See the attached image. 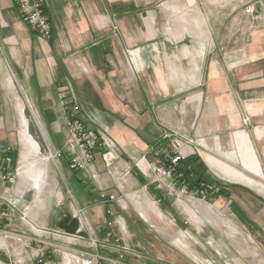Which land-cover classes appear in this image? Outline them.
<instances>
[{
  "label": "crops",
  "instance_id": "0c3cea01",
  "mask_svg": "<svg viewBox=\"0 0 264 264\" xmlns=\"http://www.w3.org/2000/svg\"><path fill=\"white\" fill-rule=\"evenodd\" d=\"M241 1L45 0L52 24L45 41L21 21L13 0H0V168L9 155L10 170L18 172L14 184L0 181V230L44 244L39 229H49L51 240L62 245L59 264H76L71 256L78 251L71 246L86 247L90 239L100 243L109 229L104 213L109 203L98 199L99 191L111 183L123 193L140 179L155 182V154L161 160L174 149L187 155L182 173L197 172L191 165L198 162L223 191L240 186L264 199L259 164L264 157L257 154H264V0ZM247 5L259 19L242 14ZM165 45L169 51L160 55ZM182 62L184 71L178 70ZM59 94L79 104L87 127L114 141L111 164L101 153L92 168L80 172L69 170L66 160L51 164L30 126L38 153L32 152L33 142L23 144L20 104L30 122L39 121L51 148L64 143ZM186 109L191 145L169 144L165 126L175 135L182 132ZM67 194L74 202L53 213ZM75 207L84 210L85 227ZM239 215L252 214L243 208ZM115 223L130 250L125 257L134 260L128 264H144L131 250L121 221ZM3 242L15 257L20 251L27 264H37L40 247L35 250L28 240L5 242L0 235Z\"/></svg>",
  "mask_w": 264,
  "mask_h": 264
},
{
  "label": "rangeland",
  "instance_id": "374dc122",
  "mask_svg": "<svg viewBox=\"0 0 264 264\" xmlns=\"http://www.w3.org/2000/svg\"><path fill=\"white\" fill-rule=\"evenodd\" d=\"M238 3H242V1L238 0ZM170 49L173 48L170 47ZM159 50L160 55H165L168 53L169 47L167 45L161 46ZM150 54H152V51H150ZM160 66L168 70L166 68L167 64ZM179 66L178 70L184 71L186 63L182 62ZM164 73L167 74L166 71ZM181 115L184 124L182 132L175 135L171 126L169 128L165 126L166 134H168L167 140L169 144H171L170 141H173L176 145L175 141H179L189 146L192 137L189 131L188 110H184ZM30 123L32 134L37 136L40 144L41 153L47 158L46 152L48 147L51 146L48 145V142H45L46 139L42 136L39 121L32 120ZM172 146L170 145V149L173 148ZM257 154L259 157L260 155L264 157V154L262 155L259 150H257ZM49 163L55 164L51 159ZM259 164L263 172L262 184L264 185V160L261 157L259 158ZM233 166L244 172L239 165L233 164ZM191 167L197 169V172H204L198 166V162L191 165ZM204 174L206 177L204 179L205 183L210 187H214L212 191L214 193L211 194L208 190L205 198H198L193 196L194 189H187L181 199L176 196V193L181 190L179 184L175 185L174 192L167 193L162 185L153 182V179L146 184L140 179L134 185L127 184V189L123 193H119L113 185L111 187L112 179L107 176L108 180L106 181L111 184L105 191L106 198L112 194L118 199V202H121V205L116 201L106 204V211H109V214L106 211L104 212L106 222L112 223L113 232L119 234L117 227H115V220L121 221L127 235L131 237V241H128L131 250L141 257L138 260L140 263L264 264V230L260 228L261 226L264 227V199L260 195L240 186H229L226 191H223L220 186H216L217 180L214 175L212 176L206 170ZM147 193L149 196H147ZM219 193L224 197H219L217 195ZM142 194L146 198L143 199ZM69 195L67 194L63 198L62 204L58 205V202H56L53 213L58 211L59 208L64 207L67 209L69 203L72 202L68 197ZM159 199L162 201L159 202ZM132 200L143 204L144 208L137 209ZM218 202L220 203L217 205ZM209 206L213 210V214H211L213 220L205 208ZM243 208L248 209L252 214L250 220L239 215ZM52 220H54L53 215L48 223ZM50 228L52 227L50 226ZM45 230L47 234H44L42 239L45 243L41 245L40 250L46 253L43 262L39 264L45 262L46 264H59L61 254L58 251L62 245L59 241H52V236L48 235L51 231L49 229ZM31 245L35 250L39 249L37 245L33 243ZM71 247L78 251L72 254L74 256L82 257L87 252L92 256L98 253L99 256L109 258L111 261L116 259V253L111 244L106 248L98 247L97 251L90 243L86 247L84 245ZM0 254L1 260L7 259V256H4L3 253ZM9 254L14 255L13 248L10 249ZM97 260L95 264H99L101 261L99 257H97ZM124 261L127 264L134 263V260L128 256L124 258ZM102 263L111 264L104 261Z\"/></svg>",
  "mask_w": 264,
  "mask_h": 264
},
{
  "label": "built area",
  "instance_id": "2783aa9c",
  "mask_svg": "<svg viewBox=\"0 0 264 264\" xmlns=\"http://www.w3.org/2000/svg\"><path fill=\"white\" fill-rule=\"evenodd\" d=\"M13 2L15 7H17V10H19L21 21L27 25L31 32L33 31L40 39L45 41L51 39L52 24H50L49 18L45 12V0H13ZM242 14L248 17L253 16L255 19L260 18L255 15L253 5L245 6L242 10ZM58 97L61 112H63L61 124L66 129V138L60 147H48L46 159L48 161L51 159L54 161V163L55 161L66 160L69 170L75 172L92 168L95 157L97 156L96 154L98 153L105 154V161L108 164H111L112 162H110V158L115 148L114 141L110 139L109 136H107L104 132L90 129L83 123L80 117V106L77 102H67L66 98L62 94H59ZM6 151L7 153L11 152V147L7 148ZM171 152V154L164 156L161 160L158 158L159 154L156 153L155 157L158 160L153 164L151 170L155 176V182H158L160 185H162L167 193L172 191L174 192L175 185L179 184L181 190L176 193V196L181 199L184 197L186 190L189 189V183L185 179L184 172L182 173L179 167L187 155L178 149L172 150ZM11 163L12 158L9 155H6L1 163L0 181L6 186L14 184L18 175L17 171L10 170ZM213 189L214 187H210L207 183L201 182L198 187L194 189L193 196L205 198L207 196L208 190L211 194L214 193L212 192ZM69 198L71 197L69 196ZM98 199L104 203H110L114 201L118 202V199L112 194L106 198V194L103 191H99ZM71 200L73 201V199ZM158 201L161 202L162 200L159 199ZM62 202L63 201L61 199H58L59 205L62 204ZM74 213L79 218V221H81L83 227H85L86 223L84 222V210H80L75 207ZM106 213L109 214V211H106ZM4 216L10 219L7 214ZM106 226L109 229L100 243L96 242L94 239H90L88 243H90L96 251L98 247L106 248L111 244V247H113L116 253V259L111 261L105 257L99 256L98 253H96L95 256L87 253H85L82 257L72 255L71 257L75 259L76 264H95V261H98L97 257L101 259L99 264L102 261L110 262L111 264H127L124 261V258L130 252L128 244H124L122 238L113 232V228H111L112 223L107 222ZM39 233L41 235L47 234L46 230L44 229H39ZM0 235L5 242L28 240L29 243H33L38 247H41V244L43 245V242L39 239H30L10 231L7 232L0 230ZM0 249L2 251L1 253H3L4 256H7V260L10 261V264H27L25 260L21 259L22 252L19 251V255H17L18 257L9 254L11 247L6 246L4 242L3 244L0 243ZM43 257L44 253L41 250V253L36 258L38 264L43 262Z\"/></svg>",
  "mask_w": 264,
  "mask_h": 264
},
{
  "label": "bare ground",
  "instance_id": "6f19581e",
  "mask_svg": "<svg viewBox=\"0 0 264 264\" xmlns=\"http://www.w3.org/2000/svg\"><path fill=\"white\" fill-rule=\"evenodd\" d=\"M21 107L22 106L20 104L19 105V110H20V112H19L20 113V128H22L21 129V133H20L21 141L23 142L24 145H27V142H33L34 148L32 149V152L34 154H37L38 150H39L38 149V143L34 141L33 137L30 134V127L29 126H30L31 123H30V120L28 119V117L25 115V112L24 113L21 112ZM206 210H208L209 212H213V210L210 208V206L206 207ZM210 218L213 220L212 216Z\"/></svg>",
  "mask_w": 264,
  "mask_h": 264
},
{
  "label": "trees",
  "instance_id": "16d2710c",
  "mask_svg": "<svg viewBox=\"0 0 264 264\" xmlns=\"http://www.w3.org/2000/svg\"><path fill=\"white\" fill-rule=\"evenodd\" d=\"M184 176L186 181L189 183V189H195L201 182H205V176L202 173H197L195 170L184 169ZM218 186V185H216ZM215 186V187H216ZM219 197L222 196L220 193L217 194Z\"/></svg>",
  "mask_w": 264,
  "mask_h": 264
}]
</instances>
